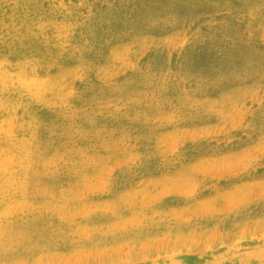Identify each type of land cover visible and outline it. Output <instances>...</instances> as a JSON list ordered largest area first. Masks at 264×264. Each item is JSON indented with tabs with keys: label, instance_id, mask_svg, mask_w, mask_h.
<instances>
[{
	"label": "rangeland",
	"instance_id": "1",
	"mask_svg": "<svg viewBox=\"0 0 264 264\" xmlns=\"http://www.w3.org/2000/svg\"><path fill=\"white\" fill-rule=\"evenodd\" d=\"M0 264H264V0H0Z\"/></svg>",
	"mask_w": 264,
	"mask_h": 264
}]
</instances>
